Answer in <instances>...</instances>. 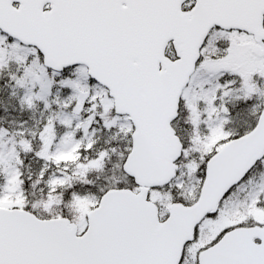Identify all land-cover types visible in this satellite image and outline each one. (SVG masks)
I'll return each mask as SVG.
<instances>
[{"label":"snow or ice","instance_id":"1","mask_svg":"<svg viewBox=\"0 0 264 264\" xmlns=\"http://www.w3.org/2000/svg\"><path fill=\"white\" fill-rule=\"evenodd\" d=\"M0 264H264V0H0Z\"/></svg>","mask_w":264,"mask_h":264}]
</instances>
